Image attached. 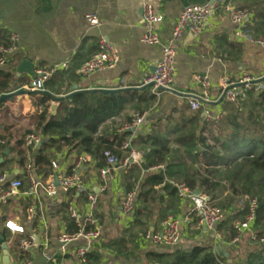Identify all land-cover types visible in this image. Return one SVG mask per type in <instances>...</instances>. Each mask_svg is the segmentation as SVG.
I'll list each match as a JSON object with an SVG mask.
<instances>
[{"label": "crops", "instance_id": "0c3cea01", "mask_svg": "<svg viewBox=\"0 0 264 264\" xmlns=\"http://www.w3.org/2000/svg\"><path fill=\"white\" fill-rule=\"evenodd\" d=\"M146 2L155 6L164 17L162 24L159 25V36L164 43L169 39L174 24L185 7L204 5L212 0H0V43L7 45L11 34L18 35L16 49L9 56L7 63L0 67L1 73L11 75L9 91L0 96L20 89L25 91L23 95H16L0 103V136L7 142L6 138H11L12 135L13 146L15 139H25L28 134L34 133L42 109L40 100L44 93L52 98L49 103V116H54L66 101L56 99L75 92V88L80 92L102 89L137 90L143 98L153 94L154 99L152 102L145 99L140 102L136 100L135 105H127L116 120L126 124L129 122H126V118H130L132 122L137 113L147 114L143 124L136 131H129L130 135L127 137V141L131 142L132 148L141 155L143 161L144 153L149 148L143 145L141 139L150 134L155 125L165 132L168 125L175 126L176 123L184 121L181 110L189 104L188 97L177 96L167 91L156 95L152 86L143 88L144 81L154 72L155 65L162 57L161 44L147 45L141 41L144 32L143 5ZM244 3L245 0H225V4L237 8H242ZM249 10L253 15L248 21L247 32L252 38L264 42V32L260 34L261 31H257L261 26L256 28L253 26L255 11ZM89 13L99 16L102 21L100 27L89 24L86 19ZM236 30L222 5L212 15L208 27L201 34L195 36L189 32L184 33L177 43L175 89L184 94L197 92L198 86L194 82V77L196 74H205L212 84L211 96L217 99L221 92L220 80L224 76L235 81L245 77L255 79L264 77V43L258 44L247 37L237 36ZM102 34L117 48L119 62L113 69L97 71L83 77L78 70L97 52L99 37ZM24 60H29L33 64V73L39 68L48 69L63 63H67L68 67L54 74L46 84L44 92H34L30 89L33 77L27 72L18 71ZM54 105L57 108L53 113ZM210 108L215 113L222 112L221 103L211 104ZM202 112L204 114L203 110ZM201 120L208 121L204 115H201ZM122 127L118 128L117 132H123ZM29 130L32 132L26 133ZM45 140L43 137L42 142ZM37 152V147L32 148V155L25 166L15 162L11 166L8 165L3 172L11 174L16 179L21 174L25 189L29 187L25 178V169L29 163L33 164L39 179L42 181L51 179L54 173L44 178L36 172L33 160ZM6 155L0 151V158H3L4 162L7 160ZM80 155L88 154L70 153L65 149L61 153H55L52 166L53 162H56L59 174L69 173L77 156ZM134 166L136 163L126 168L115 169L108 177H103L101 169L92 160L81 170L84 190H72L55 197L45 192H40L39 196H26L20 193L6 202H0V230L6 229L10 233L6 243L10 250L11 264H21L26 259L30 260L31 264L80 262L77 250L85 242L83 240L75 242L66 253H62L59 236L64 231L76 230V221L69 210L71 206L78 210L82 218L88 215L90 212L88 195L91 192L97 196L94 215L102 227L101 237L90 249L99 256L98 264H156L148 258L151 251H174L175 248L188 249L194 246L213 247L216 251L218 245H222L224 250L229 252L232 262L233 259L237 261L245 259L254 245L253 228L243 236V240L250 236L249 244L244 241L243 247L238 245L230 249L229 246L221 244L224 240L222 242L217 240L218 229L210 230L198 226V217L189 200L169 194L164 196V204L159 205L157 213L147 224L149 231H157L161 229L163 220L168 216L179 218L182 233L179 245L174 249L158 247L145 242L141 236L135 253L120 254L113 245L114 240L124 238L129 249L133 248L132 243H129L131 239L129 227L133 214L124 213L122 203L126 192L133 189L127 188L126 173ZM156 171L158 170L152 168L143 170L140 177ZM134 181L132 178L131 182ZM1 189L2 187L0 191ZM30 206L37 210V215L33 219L28 216ZM8 222L23 227L26 236L38 238L39 244L25 254L26 259L22 260L19 257L20 248L15 244L21 235L12 232L6 225ZM139 234L142 232L139 231ZM3 257V251L0 250V264H4Z\"/></svg>", "mask_w": 264, "mask_h": 264}, {"label": "trees", "instance_id": "16d2710c", "mask_svg": "<svg viewBox=\"0 0 264 264\" xmlns=\"http://www.w3.org/2000/svg\"><path fill=\"white\" fill-rule=\"evenodd\" d=\"M241 7L255 11L253 26H261L257 31L262 34L264 0H245ZM10 81V74L0 72V95L9 91ZM139 94L137 90H120L115 94L77 92L63 102L56 115L49 116V103L52 98L44 93L40 100L42 109L34 133H39L46 140L41 143L33 160L36 172L44 178L52 175L54 155L65 149L70 153L88 154L99 169L108 165L104 155L107 151L121 160L127 158L130 150L124 148V144L130 133L117 132L125 122H118L116 119L125 111L127 105H135L136 100L152 102L154 99L153 94L148 98ZM221 104L220 119L212 121H202V110H192L187 104L181 110L184 121L176 123L175 126L168 125L165 132L155 125L152 132L141 139L149 150L144 153L141 166L136 164L126 173L127 188L139 186L132 212L133 220L129 227V243H132L133 248L129 249L124 238L114 240L113 245L120 254L135 253L140 237L150 229L147 223L157 213L159 205L164 204V196H178L177 190L168 179L181 182L193 191L207 194L215 206L224 214L227 213L217 229L224 239L221 244L229 246L230 249L238 247L243 240L242 238L238 244L230 245L237 235L235 221L244 219L248 213L249 202L256 199L258 209L253 226L254 245L245 259H233L231 264H264V90H251L247 99L241 102L223 101ZM125 120L131 123L130 118ZM31 132L29 130L26 133ZM10 137H5L8 141L0 147L3 154L9 150L7 160L0 164L1 173L15 162L25 166L32 155V148L26 146L24 138L15 139L12 146L13 137ZM160 164L165 166L164 170L140 177L143 170ZM17 178L23 180L21 174ZM132 178L135 179L134 182H131ZM238 201L244 205L235 211L234 204ZM0 233L7 242L9 231L1 229ZM20 235L15 241L18 248L20 238L26 237L25 233ZM178 245L168 248L174 249ZM18 252L22 260L26 259V253L21 250ZM148 258L156 264H229L213 247L204 246L175 248L174 251H151ZM98 259L99 256L90 251L87 253L86 263L76 261L75 264H98Z\"/></svg>", "mask_w": 264, "mask_h": 264}, {"label": "built area", "instance_id": "2783aa9c", "mask_svg": "<svg viewBox=\"0 0 264 264\" xmlns=\"http://www.w3.org/2000/svg\"><path fill=\"white\" fill-rule=\"evenodd\" d=\"M224 5V10L230 16L231 21L236 26L237 36L247 37L251 41L263 44L259 39H254L248 34V21L253 15L249 9H242L225 4V0H212L204 5H190L183 9L180 16L176 20L172 29L171 35L166 42H162L159 36V25L162 24L164 17L151 3L146 2L143 5V35L141 41L147 45H162V57L155 65L154 72L146 78L143 86L150 85L153 87V92L160 95L161 88L175 89V75L176 66L175 59L177 55V43L186 32L193 35H199L209 25L210 19L215 11ZM86 19L91 26L100 27L101 19L95 13L86 15ZM18 42V35L11 34L9 37V44L4 45L0 43V67L7 63L9 56L16 49ZM119 62V54L117 48L112 44L103 34L99 37V46L96 53H94L78 70L83 77L90 76L97 71L113 69ZM68 64L63 63L48 69L39 68L35 70V77L31 80L30 89L34 92H44L46 84L53 78L54 74L61 69L67 68ZM258 79L245 77L239 81H235L228 76H224L220 80V97L213 99L211 96L212 84L209 77L205 74H196L194 82L198 86L197 92L189 94V104L192 110H203L205 118L208 121L218 120L221 113H215L211 110L210 105L217 103L223 96V101L241 102L247 99L251 90H264V83L258 82ZM176 90V89H175ZM178 91V90H177ZM222 101V102H223ZM221 102V103H222ZM220 104V103H219ZM146 113H137L131 123L124 124L121 131H136L144 122ZM43 137L41 135L32 133L25 137V144L31 148L37 147L41 144ZM6 140L0 136V147L6 145ZM130 150V155L121 160L111 152L104 153L107 166L101 169V175L108 177L113 170L128 167L132 163L141 164L142 157L137 153L127 141L124 145ZM93 159L89 155L77 156L72 170L66 174H59L57 171V163L53 162L55 168L51 179L42 181L37 177L32 163L27 165L25 169V178L29 183L27 189L24 188V183L19 178H13L11 174H0V202H6L10 198L20 193L26 196H39L40 192H45L51 197L58 196L60 193H68L72 190H84L85 184L81 170ZM93 162H95L93 160ZM163 164L153 167L154 170H164ZM56 178L58 184H56ZM167 181L177 190L180 198L189 200L194 208V212L198 217V226L210 230H217L218 224L224 220L225 214L221 209L215 206L211 198L204 193L196 194L195 191L188 188L185 184L174 180ZM139 186L126 192L122 209L126 214H132L135 209ZM90 212L84 218L79 215L78 210L71 206L69 208L72 217L75 219L77 227L75 231H64L59 236L60 252L66 253L71 244L84 241L85 244L77 250V255L82 263L87 261V253L90 251L92 244L97 241L102 234V227L99 219L94 215L96 208L97 196L94 193L88 195ZM258 201L252 199L248 205V213L242 220H237L234 223V228L237 235L232 240L230 245L238 244L243 238L244 234L251 231L257 216ZM37 215V210L34 206L28 208V216L33 219ZM7 227L14 233L23 234L24 228L8 222ZM217 240L222 242L223 236L217 231ZM143 239L145 242L158 247H172L181 242V221L175 216H168L161 224V229L157 231H148ZM264 241V238H262ZM36 246L35 237L26 236L19 240V248L23 253H29ZM21 264H31L30 260H23Z\"/></svg>", "mask_w": 264, "mask_h": 264}, {"label": "water", "instance_id": "95a60500", "mask_svg": "<svg viewBox=\"0 0 264 264\" xmlns=\"http://www.w3.org/2000/svg\"><path fill=\"white\" fill-rule=\"evenodd\" d=\"M155 70V69H154ZM18 71L19 72H27L29 75H31L33 78L35 77V74L33 73V64L29 61V60H24L21 65L18 67ZM258 82H263L264 81V77L262 78H259L257 80ZM150 85H146V86H143V88H146ZM75 92H72L70 94H68L67 96H65L64 98H57L56 100L57 101H62L64 99H68L70 98L74 93H77V92H80L77 90V88H75ZM161 91H167V92H170L172 94H175L177 96H181V97H189V94H184L182 92H179L175 89H166V88H161L160 89ZM97 92V91H100V92H103V93H107V94H115L117 91H119V89H102V90H92V92ZM25 93L24 90L20 89V90H17L15 92H11V93H6V94H3L2 96H0V103L5 101V100H8V99H11L13 98L14 96L16 95H23ZM224 99V96L216 103V104H219L223 101ZM57 106L54 105L52 107V112L54 113V111L56 110ZM205 116V114H203ZM42 144H39L37 145V148H40ZM6 154L9 153V150H6L5 152ZM4 162V159L3 158H0V164ZM19 172L17 171V174ZM56 184H58L57 182V178H56ZM196 194H199L200 192L198 190L195 191ZM35 242L36 244H39V241H38V238L35 236ZM0 244L2 246V250H3V254H4V257H3V263L4 264H11V260H10V252H9V246L8 244L6 243L5 241V238L3 236L2 233H0ZM216 253L221 256V257H225L228 259V263H232V260L230 259V254L228 251H225L223 246L222 245H218L217 248H216Z\"/></svg>", "mask_w": 264, "mask_h": 264}, {"label": "rangeland", "instance_id": "374dc122", "mask_svg": "<svg viewBox=\"0 0 264 264\" xmlns=\"http://www.w3.org/2000/svg\"><path fill=\"white\" fill-rule=\"evenodd\" d=\"M243 205H244L243 202L238 201L237 203L234 204V206H235L234 210H235V211H236V210L238 211ZM226 214H227V213H226ZM226 214H225V215H226ZM226 216H227V215H226ZM249 237H250V236H247V237L245 238V240H243V241L239 244V246L243 247V245H244V241H246V243L249 244V243H248V242H249ZM252 238H253V237H252ZM252 246H253V245H252ZM252 246H251V247H252Z\"/></svg>", "mask_w": 264, "mask_h": 264}]
</instances>
